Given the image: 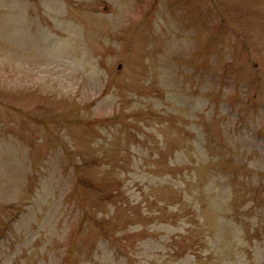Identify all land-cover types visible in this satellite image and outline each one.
I'll use <instances>...</instances> for the list:
<instances>
[{
	"label": "rangeland",
	"instance_id": "obj_1",
	"mask_svg": "<svg viewBox=\"0 0 264 264\" xmlns=\"http://www.w3.org/2000/svg\"><path fill=\"white\" fill-rule=\"evenodd\" d=\"M0 264H264V0H0Z\"/></svg>",
	"mask_w": 264,
	"mask_h": 264
}]
</instances>
